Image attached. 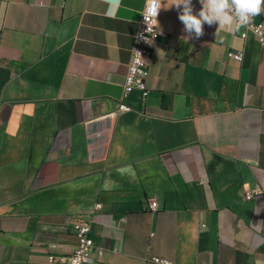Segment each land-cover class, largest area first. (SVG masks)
Masks as SVG:
<instances>
[{"label": "crops", "instance_id": "crops-1", "mask_svg": "<svg viewBox=\"0 0 264 264\" xmlns=\"http://www.w3.org/2000/svg\"><path fill=\"white\" fill-rule=\"evenodd\" d=\"M147 1L0 0V264L68 255L96 203L90 264H264V48L185 43L163 0L148 96L111 116Z\"/></svg>", "mask_w": 264, "mask_h": 264}, {"label": "built area", "instance_id": "built-area-1", "mask_svg": "<svg viewBox=\"0 0 264 264\" xmlns=\"http://www.w3.org/2000/svg\"><path fill=\"white\" fill-rule=\"evenodd\" d=\"M150 8L151 0H148L141 12V17L137 24V30L133 37V45L122 84L120 102L118 103L116 111L113 112L111 116L131 111V108L124 102L131 92L139 91L143 99L148 96V63L155 41L163 35V32L158 27V22L150 18L148 20L145 19V17L149 15ZM158 17L159 15L156 17L157 21ZM243 29L245 30V33H251L259 45L264 48V20L252 22L251 25ZM242 37H245V34H243ZM229 57H233L239 62L242 60L241 52L231 51L229 52ZM257 191L258 190L247 194L246 199H251ZM149 207L151 211L156 210L154 205H150ZM101 208V204L96 203L91 213L85 219L73 223L72 230L77 240L75 248L65 256L55 257L49 255L48 262L50 264H90L91 258L89 254L93 248V240L91 239L90 234L91 223L95 212ZM149 261L153 264H171L168 260L155 257L150 258Z\"/></svg>", "mask_w": 264, "mask_h": 264}, {"label": "clouds", "instance_id": "clouds-1", "mask_svg": "<svg viewBox=\"0 0 264 264\" xmlns=\"http://www.w3.org/2000/svg\"><path fill=\"white\" fill-rule=\"evenodd\" d=\"M202 5L198 13H194L192 0H174L171 6L178 10V19L183 24L186 33L183 38L187 43L204 35V25L218 24L216 36L219 38L222 29L230 32H239L241 28L248 27L253 20L264 15V0H199ZM107 5L105 16L115 18L122 4V0H104ZM169 6V7H171ZM167 7V8H169ZM163 7V0H151V8L146 20L159 15Z\"/></svg>", "mask_w": 264, "mask_h": 264}, {"label": "trees", "instance_id": "trees-1", "mask_svg": "<svg viewBox=\"0 0 264 264\" xmlns=\"http://www.w3.org/2000/svg\"><path fill=\"white\" fill-rule=\"evenodd\" d=\"M260 19L261 20H264V15H260Z\"/></svg>", "mask_w": 264, "mask_h": 264}]
</instances>
